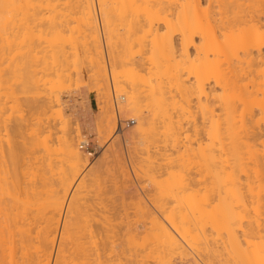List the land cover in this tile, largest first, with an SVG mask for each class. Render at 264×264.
I'll use <instances>...</instances> for the list:
<instances>
[{
	"label": "bare ground",
	"instance_id": "6f19581e",
	"mask_svg": "<svg viewBox=\"0 0 264 264\" xmlns=\"http://www.w3.org/2000/svg\"><path fill=\"white\" fill-rule=\"evenodd\" d=\"M59 7L62 9H65V10H66V8H67V10L69 8V12L70 13L72 12L71 14H73V11H71L70 9L76 8L78 10V11L77 10H75V11L79 13V20H80L79 22L83 26L82 29H83L84 37H85V39L83 38L84 39V47L83 48H85V46H86L85 49L88 51V53H90L89 55L91 56V58H90L89 62L91 63L92 67L94 68L92 78L96 82V85L98 86V88H101V86H103L104 84L106 87L105 82L108 80V78H107L108 75L106 73V67L103 64V62L105 60H103L104 59V56H103L104 52H103V46H102L101 30L99 27L100 21L103 24V27L105 29L104 30L105 32L104 31L103 32L106 34V37H104V38H106L105 42L107 43V46L109 49L108 51L110 54V58L112 59L113 65L115 66L114 68L121 67V69L117 68L118 70L117 69L114 70L115 72L113 71V74L111 73L112 74V76H111L112 81L115 82V84H117V85H115V87L117 86L118 90L126 93L127 102L125 104H126V106H128V110L131 111L137 118V122H138L137 128H138V131L140 132L139 134L145 138L143 140V141H145L144 144L147 143L146 146H149L150 144L148 145V143L157 141V143L159 145L157 143H155V145L157 144L156 146H161L164 144L163 142H165V144H164L165 147H163V148H165L166 152L163 150V148H157L156 147L159 150L160 149L163 150L162 151L163 153L161 151H158V153L156 154V155H160V157H161V154H164L161 157L162 159H164L163 156H166L165 153L167 154V158L165 157L166 160L165 159L164 160L166 162L168 161L166 163L168 165V167L166 168V164L162 165V166H164L167 169V171L169 170V168H172L174 166L175 167L172 169H175V168L178 169L177 167H182L183 170L179 168L183 172V173H181V175H183L185 171L188 172L189 170L184 171V169H185V166L187 165V161L189 159H191L190 161L193 160L191 158L192 156H190V154L193 155V153L196 151V149L194 147L195 143L192 145L193 141H195L196 143H198V148L200 149V150H198L200 158L202 157V160L203 161L205 160V163H206V161L211 162L209 164H210L211 168H212V166L214 168L213 169L214 172L212 170H208L207 168L205 170H208L209 173H214L212 175H210L209 173L208 174H209V177L210 176L212 177V178L211 177L209 178V180L212 179V182L211 181H209V182L212 183V187L214 188L213 191L214 192L216 191V192L212 193L210 191V189L212 190L211 185H210L211 183L210 184L208 183L210 189L208 188V185H206L207 177L205 178L204 176H206L207 171L205 174L203 170H202L203 171L202 173L205 175L203 176V174L200 173V174H202V179L203 178L205 179V180H203V183L201 181L202 180L200 177L201 175H199V177L197 175V177H196V173H192L193 175L195 174V176H194L195 178H197V179L199 178V180L201 181V182H199L200 185L196 184L197 186H199L198 188L195 185V182L193 183V185H195V186L191 185L192 187H190V185H189L190 183H192L191 180H193V181L195 180V179H192L194 177L191 173H189V174L185 173V177H184V175L183 176L180 175V177H178V175L180 173V171L178 170L179 173L177 172L178 175H176L178 177V179L177 178L174 179L175 181H173V184L170 183V186L171 187L173 186L171 188L172 190L171 191L167 190V189L164 190L165 189L164 187H166L165 185L169 184V180L172 178V177L171 178L169 177V176H172L170 173L171 170H169L170 172H168V173H170V174H168V173H166L167 171L163 172V171H165V169L162 171V170L157 169V167H156V170H159L160 172H162V175H163V173H166L165 176L169 177V178H167L168 179V181H167L168 183H167V182H165L166 180H164V178L161 180V178L164 177V176H162L158 180H161L159 182H161V183L163 182L164 184H160L158 182V183H156L155 187L158 188L160 186L161 187L163 186L162 188H164L163 190L166 192H164L161 189V187H160V191H162L164 193H168V195L171 194L170 196L167 195L168 198L169 197L170 198H169V200H168V198H164V199L162 198L165 201H163V200L161 201V199H159L161 202L156 199L155 201L156 202L159 201L160 203L154 202L157 205H154L155 207H154V209H152L149 206H147L146 204L143 206L144 203L140 202L142 199H138V197H137L136 199H138L139 201L137 200L136 203L134 202L133 204L136 205L138 202H140L142 204V206L145 208V210L143 209V207L139 206L140 204H137L138 206L136 205L137 208L135 205L134 206L136 208V211H140L141 210L140 208L143 209V212L145 211L144 212V218L145 219L142 220L143 218L141 219L142 216L140 217V215H139V217H138L139 219H138L137 218L138 212L136 213L137 216L134 212H132L134 214L131 216L129 214H128L129 216L125 215L126 217H124V218H126V219H129L128 217H132L135 215L134 217H132L133 218L132 221H131L132 218H130L129 221H127L129 225L132 224L133 221H134V224H132V225L137 224V223H135L137 221V219H138V221L141 219L140 222H142V224L140 226H135V227L129 226L131 228L128 231L129 236L127 234V236H128L127 240L125 238L126 236L124 233V231L127 232V230L123 229L124 230L123 231L122 228L120 227V225L125 222L124 220H126L123 217H119V219L120 218L124 219L123 220L124 222L122 220H119L117 218L118 216H116V217L113 216L119 220L118 222L114 221V218H112V217H110V219L112 218L113 222H112V220H110L108 218H107V220L105 218V220L103 222V219H102L101 220L102 222H100V223H102L101 226L100 225L96 226L98 223H96V225H95L96 227L94 225H92L95 227V229L94 228L92 229V227L90 225H89L90 227L88 226L89 228H86V229H85V227H81L79 229H78V227L77 228L74 227V225H76L75 221H76V223H79L80 221H77L78 219L76 220V218L72 219L69 216H68L69 219H67L68 217H67L65 212H64L65 214L63 215V218H62V211L64 209L66 198H67V196H68V194H69V192L73 186V183H74L76 177L82 171V169L87 165V160H86V157L84 155L85 152L83 153V151H81L79 149V147L77 146L78 142L76 143V137L79 134H77V136L74 135L71 131V127L69 126V122L66 121L67 118L66 119L63 118L64 112L62 110L63 108H61V102L59 100L60 98H58L55 95L56 97L52 96V97H50V99L46 98V99H49V100H46L43 97L48 102H47V104L45 101H42L40 103L46 104L45 105V107L47 106L46 109L47 110L49 109V112H51L50 116H55V117L59 116V119L61 118L62 121L64 120L63 124L65 123V125L64 126L62 125V127H61V128H63L62 129L63 134H61L62 136L60 137L61 138L60 144H61V151H62V152L61 151L60 152L62 153L61 155L63 157H65L66 161L68 162V166L70 167V170H71L70 172H72V173L71 174L67 173L70 176H67L65 178V176H66L65 175L64 176L65 179L63 177H62L63 180H61L62 178L60 179L62 181V183H61V185H59V186H61V190L60 189L59 190H60V192L62 191V194H60V192H58L57 188L59 186L57 187L55 185V183H54V186L56 188L52 187L50 189L47 187L48 185L45 186L50 190V191L48 190L49 193H47V191L45 189H42L40 186L38 187L39 183L41 184V182L38 183L36 181V183H38V185H37L35 183L36 179L33 180V179L28 178L30 180H33L34 182L29 180L28 184H30V185H27V181H25L26 186L24 187V185H25V184H23L24 180H22V181L19 180L21 178V176H20V173H19L20 178L17 176V174H18L17 169H13L14 167L12 168L13 170L11 168L10 169L7 168L5 166L7 163L4 165L5 168L2 166V170H0V173L2 172V174H0V264H111L112 262H114L112 264H177L179 262H175V260H177L175 255L177 257H179L180 254H181L180 256L185 255L184 257H187V255H190V254H187V255L182 254L184 249H185L184 247L186 245L189 246V244H191V246H189V248L193 247L195 245V244L192 245L194 243V240L197 238H199V240H200V237H199L200 235H201V238H203V242L202 241L201 242L202 243L205 242L206 245L208 244V240H210L212 238L211 236L214 234L213 233L211 235L212 232H215L214 236L216 234L218 235V233H216L217 230L215 231V229H214L215 227L211 226V228H208V229H210V232H207L206 231L207 229L205 230L206 225H209L208 222H210V220H208V219L211 216L207 217L208 215H206V217H205V214H204V216L202 215L201 217L198 216L200 218L203 217V222H206L204 220L206 218H208V219H206L207 223H205V224H202V221H200L201 220L200 218H197V219L198 220L200 219L198 222H201V223H198L197 221L194 222L195 220H197V219H195V217L198 214L202 213V212L200 213L199 211H201L203 209V207L202 208L200 207L201 209L198 208V210H196L197 212L195 211L196 215L194 216L193 213H194L195 207L194 208L191 207L192 205L190 203H192L193 206H195L194 202L196 204L197 200L194 202H193V200L204 196L203 192H205L207 194V195L205 194L206 197L208 195L213 196V195H211V193L214 194L215 197H217L216 193H218V196L223 195L222 189H224L223 193L225 192L226 195H228V194L230 195V192H231L230 188H231L232 184H234L233 186H235V185H237V183L235 184V182H238L235 180L237 179L236 177L238 176V171L240 170L239 167L243 166L245 163V162L243 163V160H242V158H243L242 152H244L243 151L244 147L246 148V146L248 145L247 143L252 144L253 140L250 142V139L254 135V133L255 134L256 133L257 134L258 133L259 134L264 133V128H262V127H264V0H0V36H3L2 39H4V37H5V39L9 38V41H11L10 40V38H11L13 40V42L12 41L9 42L10 45H11V43L14 44L15 43L14 41H16V44L19 43V45L17 44L19 47H21L20 45H22V47L20 49H22L24 46H26L27 49L24 47L26 50H28L26 52H29V51L31 52V51H33V49H36V46L37 47L40 46V45H36V46H34V48L32 47L33 46L32 43L35 42V40L38 39L40 41L41 39L44 40V38H47L46 41H50V40L53 42L57 41L58 48L56 47L55 50L58 49V51L60 53L59 46L61 47L60 44H61L62 40H63L62 42H64L63 37L65 36L64 35L65 31L63 28H61V24L62 23L64 24V22H63L64 19H62V20L60 19L61 20V24H60V21H58L56 18V17H58V14L61 13L60 10H62ZM63 7H65V8H63ZM57 8H59L57 11L60 12V13L57 12L58 14L55 13L56 12L55 9H57ZM47 12H49V13H47ZM67 12H65V14ZM69 12H68V14L65 15L64 11H63V13H61V14L65 15V16H63V15L62 16L65 17V19H66L68 17L67 15H70L68 18L71 17V14H69ZM74 15H75V17H73ZM76 16H77L76 14L72 15L73 20H74V18H76ZM44 18L47 19L46 24L49 23V26L47 25V28L36 27V25L39 26V24L42 21L45 22ZM57 21L59 22V24L57 23ZM69 21H70V19H69ZM69 21L67 19V23H69ZM67 23L65 22L64 25H68ZM44 24L42 23V26ZM43 27H45V26H43ZM64 27H66V26H64ZM71 29L72 28H70V30ZM66 31H67V29H66ZM80 32H81V30H80ZM67 33H68L67 34V36H68L69 32H67ZM82 34H81V36H82ZM71 35H73V34H71ZM76 35H78V34H76ZM65 38H66V36H65ZM71 38H75V37L71 36ZM68 40H69V38H68ZM68 40H67V43H68ZM58 41H60L59 42L60 44L58 43ZM85 41H86V45H85ZM38 42H37V44H39ZM40 42H44V41L41 40ZM70 42H71V40H70ZM81 43H82V41L80 42V44ZM42 44H46V43H42ZM55 44H56V42L54 43V45L51 43V45H53V46H55ZM69 45H71V43H69ZM11 46H13V45H11ZM42 46H44V45H41V50L39 49L40 52H42V49H43ZM72 46L75 48L74 43ZM13 47H15V46H13ZM8 48H10V47H8ZM44 48H45V46H44ZM51 48H49V49L51 50ZM47 49H48V47H47ZM47 49H45V50H47ZM64 49H66V48H64ZM45 50H43L41 57H43ZM50 50H48V51H50ZM35 51H37V50H35ZM35 51L33 53H35ZM73 51H74V49H73ZM83 51L84 50L82 49V52ZM26 52L22 53V54H26ZM30 52H29V54L27 53L28 56L30 55ZM61 52H63V49ZM59 53H57V56H59L58 55ZM31 54H32V52H31ZM73 54H75V53H73ZM84 54H86V53H84ZM27 55H26V57H27ZM34 55L36 56V54H34ZM39 55H41V54H38V57H39ZM51 55H52V51H51ZM89 55H87V56H89ZM18 56H20V55H18ZM21 56H23V55H21ZM63 56H64V54H63ZM63 56H61V58ZM76 56H78V55H76ZM16 58H17V56H16ZM29 58H31V57H29ZM21 60L22 59H20V61ZM31 60L26 59L25 62H23L22 64H24L26 62L28 63V61L32 62ZM16 61H18V64H19V60H16ZM36 61H38V60H36ZM32 63H35V61L33 60ZM34 66L35 65H33V67ZM20 67L24 68L22 65ZM25 68L28 69V66ZM29 68H30V70L32 69L31 65ZM143 69L146 70L145 73H144ZM15 76H16V74H15ZM30 78H31V76H30ZM32 78H33V80H35L33 75H32ZM32 78H31V81H32ZM24 79H26V78H24ZM23 81L26 84V81L22 80V82ZM29 82H30V80H29ZM40 82H41V79H40ZM30 83L34 84L33 87L35 86V81L30 82ZM38 85H36V86H38ZM42 86L43 85L41 84V87ZM41 87L38 86V89H40ZM44 87L47 88L45 85H44ZM44 89H41V90H44ZM37 90H35L36 93L39 92V91L37 92ZM35 91L34 92L32 91L33 92L32 94H35ZM45 92L46 91H44V92L42 91L41 94L42 93L44 94ZM13 93H14V90H13ZM32 94H31V96H32ZM41 94H39L38 96L40 97ZM110 97L111 96L107 92L106 93L105 92L100 93V95H99L100 105L98 107V119H99V124H100V130L101 131H108L109 133H112L116 129V117L114 114V110H112L111 106L109 105V100H110L109 98ZM17 99H18V97H17ZM29 101L30 100L28 99V102ZM35 101H37V100H35ZM35 104H36V102H35ZM18 105L20 106V104H18ZM41 105H44V104H41ZM45 107L43 106V108H45ZM41 108H38V111L41 112V110H39ZM31 110H29V112ZM19 111H20V109H19ZM42 111H44V109ZM40 112H38V114ZM199 112H200V115H198ZM31 113H33V112H30V114ZM36 113H37V111H36ZM41 113H44V112H41ZM40 114H39V117H40ZM158 114H160V115L162 114L164 116L165 122H168V123L164 124V121L163 120H162L163 122L161 121L164 124L163 125L161 123L163 125V127L165 126V129L163 128L164 130L161 127V130L164 131L163 132L164 134L161 133L162 132L161 130H158V131H161L160 133L162 134L161 138L163 139V141L160 139L161 144L158 142V139L160 137V136L158 137V135H160V133L158 132L157 133L158 135L156 134V132L154 133V131L156 130L155 129L156 127L162 126V125H157V124H159L157 122L156 127H154L155 126V120H156L157 116L158 117L160 116ZM257 114H259V115H257ZM29 115H27V116H29ZM45 115H47V114H45ZM153 116H155L156 118ZM256 116H259V117L257 118ZM20 117H21V115H20ZM42 117H44V116H42ZM55 117H53V118H55ZM162 117L160 119H162ZM199 117L200 118L202 117L204 120L207 119L206 121L203 122V123H205V125L202 123V121H203L202 119L199 120ZM48 118H46V119L48 120ZM165 118H167V120ZM18 119H19V117H18ZM25 119H26V117H25ZM157 119L159 120V118H157ZM33 121H35V120H33ZM200 121L202 123V126H201ZM26 122H23V124ZM29 122L33 123L30 120H29ZM49 122L50 121H48V123ZM20 124L21 123H19V126H20ZM261 124H263L262 127H261ZM30 126H28V129ZM33 127H34V125H33ZM35 127H37L36 129H38V130H35L36 132L40 131L39 130L40 127H38V126H35ZM24 128H25V126H24ZM159 128L160 127H158V129ZM17 130H16V132H17ZM19 130H20V127H19ZM41 132L43 133V131H41ZM51 132L52 131H50V133ZM34 133H33V135H34ZM189 133H192V134L190 135ZM201 133L202 134L208 133L207 138H209L208 139L209 144L207 143V145H205L206 148L203 146V148H205V149L209 148V151L206 150V151H208V153H206L205 149L203 150V148H202V143H201L200 139H202L203 137H202V135H200ZM248 133H253V134L249 135ZM17 134L19 136L20 133L18 132ZM247 134L251 137H250V139L248 138V142H245L244 140H246L245 137L247 136ZM263 135H261V136L263 137ZM18 136H16V137L18 138ZM257 136L259 137L260 135H257ZM21 137H23V136H21ZM199 137H202V138H199ZM78 139H79V137H78ZM253 139H254V136H253ZM258 139L255 140V143L258 141ZM13 140H14V138H11L12 142H13ZM34 140H36V138ZM263 140H264V138H263ZM23 142H25V141H23ZM205 142H206V140H205ZM14 144H15V142L13 144H10V146L12 145L9 148V151H10L9 155L11 154L10 158H11V160L13 159L14 162L19 161L18 158H21V161L23 163L24 158L22 160V154L21 153H23V156L25 157V155H24L25 152H23L21 150H23L24 148L22 149L21 145L17 146L18 148H16V144H15V146H14ZM23 144L26 146L25 143H23ZM44 144H42V145H44ZM151 144H154V143H151ZM251 144L248 145L249 149L252 148ZM34 145H35V143H34ZM155 145H150V146H152L151 148L155 149L154 148ZM200 145H201V147H200ZM262 145H263V143H262ZM192 146H193L194 150H193ZM250 146H251V148H250ZM34 147H32V148H34ZM196 147H197V144H196ZM50 148H51V146H50ZM143 148H144V146H143ZM143 148L141 147V150ZM37 149H38V147H37ZM149 149L150 148H148L147 151H146V148L144 149L146 151L145 154L148 156V158H146V159L148 160V162L150 164V166L147 164V167L149 166L151 169H155V167L153 168L152 166H155V163L156 162L158 163L159 160L156 159L157 161L156 160L154 161L153 159L159 158V156L156 157V155L155 154L153 155V153L148 154L149 152H152V150H153L152 149V150L148 151ZM190 149H191V151H190ZM249 149H247V151ZM250 152H251V150H249L248 154L252 155V152L251 153ZM253 152H255V151H253ZM112 153H113L112 156H115L116 158L118 157V155H114L115 154L114 152H112ZM154 153H155V151H154ZM159 153H161V154H159ZM196 153H198V152L196 151L194 154L196 155ZM261 153H260V155H262ZM7 154H6V158H7ZM174 154H176V156ZM188 154H189V156H188ZM152 155H153V157H152ZM262 157H263V155H262ZM151 158H153V159H151ZM161 158H159L160 162H163V160H161ZM245 158H246V161L247 160H249V161L253 160V158H251L252 160L247 159V157H245ZM255 158H256V155H255ZM43 159H44V157H43ZM115 159H113V160L116 162ZM117 159H118L117 163L119 164V162H121L122 160H120L119 158H117ZM263 159L261 158V160L264 163ZM3 160H5V158H3ZM13 160H12V162H13ZM147 160H145L146 163H148ZM153 162H155V163H153ZM193 162H194V164H196L198 161L196 162V159H195V161L193 160ZM199 162L201 163V159ZM257 162H258L257 163L258 168H255V169H257V170L259 169L260 171L258 170L259 172L258 171L257 172L262 173L263 172L262 168L261 169L259 168V166H260L259 160ZM9 163L11 164V162H9ZM102 163L104 164V162H102ZM121 163H120V166L122 167ZM141 163H142V161H141ZM146 163H145V167H143V166L142 167L147 170ZM200 163H197V164H200ZM203 163H202V168H203ZM47 164H49V163L47 162ZM163 164H164V162H163ZM42 165H43V163H42ZM156 165H158V164H156ZM253 165H255V164H253ZM158 166L161 167V164L159 163ZM247 166L248 165L246 163V167ZM102 167H104V166H102ZM149 167H148V169H149ZM193 167H197V166L195 165ZM198 167H199V165H198ZM199 168L202 169L201 165ZM208 168H209V166H208ZM211 168H209V169H211ZM236 168H237V170H236ZM40 169H41V167H40ZM162 169H163V167H162ZM245 169L243 166L241 168V170L239 171V174L245 173V172H242V170H245ZM33 171H34V169H33ZM174 171L172 172V174L174 173ZM252 171L253 170L251 168L250 172H252ZM22 172H24V171H22ZM153 172H155V171L153 170ZM147 173L154 174V173H152V171L148 172V170H147L146 174ZM21 174H23V173H21ZM124 174H126V172H124L122 175H124ZM151 174H149V175H151ZM157 174H158V172H157ZM175 174H176V172H175ZM249 174H247V176ZM34 175H36V174H34ZM43 175L45 177V174H43ZM186 175H188L192 178H190V177L188 178ZM262 175H264V172H263V174H261V176ZM151 176H149V177H151ZM153 176H154L153 179H155V177H156L155 174ZM158 176L159 175H157V177ZM250 176H252V175H250ZM254 176H255V174H254ZM213 177L215 180L213 179ZM238 177L240 178V176H238ZM245 177H246V173H245V176H243L244 180H245ZM261 178L263 180L264 177H261ZM158 180H156L155 182H157ZM171 180H173V178ZM244 180H243V182L246 183V186H247L249 184L247 181H249V180H247V181H244ZM20 181L22 183H20ZM240 182H242V181H240ZM122 183H123V181H122ZM122 183H121V185H122ZM204 183H205V186H204ZM214 183L216 185H214ZM22 184H23V186H22ZM43 184H41V186ZM125 184L126 183L124 180V186H126ZM159 184H160V186H157ZM253 184H255V182ZM50 185H51V183H50ZM229 185H230V187H229ZM51 186H53V185H51ZM124 186H121V187H123V189H125ZM202 186H204L205 189L208 188V190L211 193L209 191H207V189L206 190L203 189L204 187H202ZM215 186H217V187L215 188ZM239 186H241V188H242V185L239 184ZM129 187H130V185H129ZM187 187H190L192 189H190V188L187 189ZM194 187H196L197 189ZM200 187H202L203 190ZM253 187H254V185H253ZM262 187H264V186L262 185L261 189H262ZM166 188H168V187H166ZM193 188L195 190H193ZM246 188L248 189V187H246ZM131 189L133 191V188H131ZM198 189L200 190L199 192L197 191ZM250 189H251V187L249 188V191H250ZM156 190L158 191V189H156ZM128 191H129V189H128ZM128 191H126V192H128ZM235 191L236 190L234 189V192ZM126 192L123 191V193H126ZM135 192H137V191H135ZM200 192H202L203 195ZM208 192H209V194H208ZM247 192H246V194H247ZM199 193L201 194V196L199 195ZM237 193H239V192H236L234 194H237ZM251 193L253 195L252 190H251ZM45 194L47 196H45ZM156 194H158V193H156ZM246 194H245V196H247ZM129 195H131L130 192H129ZM123 196H124V194H123ZM133 196H134V194H133ZM133 196H132V198H133ZM136 196H137V194H136ZM209 196H208V198H211ZM231 196H232V194H231ZM206 197H205V200L207 199ZM220 197L221 196H219V199H220ZM226 197L227 196H225V198ZM125 198H126V196H124V199ZM202 198L204 199V197H202ZM202 198L198 200V202H201L200 204H203ZM228 198L229 197H227L225 201H227ZM166 199H167V201H166ZM232 199H234L233 196H232ZM135 200L133 199V201H135ZM208 200H209V203L211 202L210 199H207L206 204L211 205V203L210 204L208 203ZM143 201H144V199H143ZM68 202L66 204V210L67 211L70 208L72 209L74 206L73 202H69V203ZM234 202H235V199H234ZM168 203L169 204L171 203V205H169ZM219 203L215 204V206H217L218 204H219L218 206H221L222 203L221 202H219ZM172 204L174 206H172ZM206 204H204V206ZM223 204H225V203H223ZM199 205L198 206L196 205V208L199 207ZM134 206L131 208L134 209ZM200 206H203V205H200ZM218 206H217V208H218ZM224 206H221V210L223 207L222 211L225 213V212H227V210ZM240 206H241V203H240ZM206 207H208V206H206ZM236 207L233 206V208H236ZM215 209H216V207L210 208L209 210L210 211L212 210V211L211 212L209 211V213L211 214L213 212L212 215H216L215 211L218 212V209L217 210H215ZM224 210H226V211H224ZM134 211H135V209H134ZM190 211L193 213H191V214L188 213ZM206 211H207V209L204 212L208 213ZM235 211H237V210H235ZM229 213H231V212H229ZM229 213H225L224 214L225 217H227V216L230 217V215L232 213L231 214H229ZM218 214L216 216H218ZM233 214L235 215V213H233ZM189 215L190 216L192 215V219H191V217H189ZM224 215L221 218H224ZM216 216H213V219H215L217 221V223H215V220H214V222H210V225L215 223V225L221 226L218 223L219 219H220L219 222L221 223V218L218 217V219H217ZM105 217H108V216H105ZM89 218L90 217H88V220H89ZM189 219H190V221L192 220L193 223L190 222ZM69 220L72 222H70ZM95 220H97V219H95ZM224 220H225V218H224ZM224 220H223V222L226 223V221H224ZM87 221H86V223H87ZM107 221L109 222L108 225H110V223L112 222V224L115 226V228L117 226V228L119 227L121 229L118 231L119 228L118 229L116 228L117 231L115 230L117 233L120 232V235H119V233L117 234L115 231L112 232V230H114L115 228L113 229L112 228L113 226L106 225L108 223ZM120 221H122L121 224L119 223ZM231 221H235V220L232 219ZM73 222H74V225H73ZM90 222H91V219H90ZM93 222H95V221H93ZM105 222H107V223L103 224ZM116 222L120 225L118 226V224L117 225L114 224ZM127 222H125V223L127 224ZM190 223L193 224L195 227L190 228V226H191V225H189ZM229 223H232V222H229ZM233 223L235 224V222H233ZM88 224H91V223H88ZM126 224H124V226H122V227H126L125 226ZM128 224H127V226H128ZM200 224L205 225V227H202V225H200ZM70 225L73 227H71ZM102 225H104V226L102 227ZM105 225H106V227H105ZM197 225H200V227ZM235 225L237 226V224H235ZM235 225H231V226H235ZM86 226H87V224H86ZM225 226H226V224H225ZM243 226H245V225H243ZM98 227L99 228L101 227V228L99 229ZM102 228H103V230H104V228H106V229L108 228V230L105 229L106 231H108V233L102 231L101 230ZM192 228L193 229H195V228L196 229L197 228L202 229L203 228L202 229L203 231H201V229H199L201 232H196L198 229L197 230L195 229L196 231L193 234ZM222 228L224 229L225 227H222ZM234 228H236V227H234ZM240 228H241V226H240ZM242 229H244V228H242ZM109 230H110V232H109ZM230 230H231V228H230ZM121 231L124 235L123 236L124 238L120 237L122 235ZM205 231L207 233H209L210 235L208 234L209 235L208 236L205 233ZM202 232H204L205 235ZM222 232H220V236L222 235ZM224 232H226V231H224ZM104 233H106V234H104ZM109 233L110 234L112 233L111 235H109L110 237L112 236L111 239H107L109 237L107 234H109ZM113 233L114 234L116 233V235L114 236ZM197 233L199 234V236ZM227 233L230 234L228 231H227ZM195 234H196L197 238L194 237ZM231 234H233V230L231 231ZM247 234H248V232H247ZM105 235H106V237H105ZM203 235L204 236L207 235L208 240L205 241L206 237H203ZM214 236H213L214 239L218 238L217 236H215V237ZM234 236H235V234L232 237L229 236L230 239L227 238L229 240V242L232 243V247H233V245L236 247V243L230 241L232 239L237 240V238H234ZM237 236L239 238L238 233H237ZM192 237H194L195 239L193 238L194 239L193 240ZM209 237H210V239H209ZM241 237H243V236H241ZM212 239L210 242L211 244L209 243V245L214 246V248H215V245H212V243L216 239L215 240L214 239L212 240ZM244 239H245V237L241 240L244 241ZM197 240L195 241L196 245L198 243ZM124 241H126V242H124ZM237 241H238L237 242V244H238L237 248L238 247L241 248V250L239 248H238L239 251L237 250L239 253L240 251H242L243 248L241 246H239L240 241L239 240H237ZM248 241H249V239H248ZM217 242H219V240ZM221 242H222L221 243L222 245H220V242L218 244L223 247V245L225 243L223 241H221ZM225 242H226V239H225ZM229 242L226 245L227 247L230 246ZM246 242H247V238L245 240V243ZM214 243L217 244L216 241ZM203 245L204 246H202V245L200 246V243H199L197 246L198 247L200 246L199 247L200 249H201V247H204L203 249H201L202 251L204 250V252H203L204 254H202V252L200 250H198V252L200 251V253L204 257L202 255H200V256H202L204 259L198 260V259H196L198 255H196V256L194 255L196 257L195 258L191 254L194 258L191 255H190L189 259L185 260V258L184 259L182 258L183 260L186 261L185 262L186 264L187 263L190 264V262L191 263L193 262L192 264H203L204 262H202V261H204L205 258H207V260L209 259V261H211V260L213 261L214 258H216V259L218 258V257H215L216 255L218 256V254H217L216 249H214V248L213 249L215 250L216 254L214 252L212 256L209 254V257H208L207 252H210L212 254V252L210 251L211 249L208 248L210 246L209 245L206 246L205 244H203ZM135 246L140 247V249H139L140 251L136 250L138 248H135ZM205 246L210 250H208ZM216 246H218V245H216ZM224 247H225V245H224ZM252 247H255L254 244ZM194 248H191V249L194 251ZM249 248H251V247L249 246L247 249H249ZM191 249H189V250H191ZM213 249H212V251H213ZM225 249H227V248H225ZM233 249H230V251H232ZM247 249L244 248L242 251V252L245 251V253H247V254H245V253L241 254V252L239 253L240 257L238 260H240V262L237 261V263L242 262L241 264H243V261L245 260L244 264H246V262H247L246 257H248L250 255V253H249V251H247ZM234 250H236V248ZM262 250L263 249H261V251ZM223 251L220 250V252H223ZM205 252L207 255L205 254ZM257 252H260V251H257ZM262 252L264 254V251H262ZM189 253H192V252H189ZM193 254H196V253H193ZM220 254L221 253H219V257H221ZM223 254H224V252L221 255L223 256ZM236 254L237 253L234 254V252H233L230 255L234 256ZM230 255H228V256H230ZM239 255H236V257ZM210 256L214 257V258H211ZM261 256H263V255H261ZM223 257H221V259H224V260L230 259V258L228 259V258H223ZM236 257H235V259H236ZM199 258H201V257H199ZM210 258H211V260H210ZM252 258H254L253 255H252ZM179 259H181V258H179ZM190 259L192 261L188 262V260H190ZM193 259H195V260H193ZM207 260H206V262L209 263V261H207ZM254 260H256V259H254ZM178 261H182V260H178ZM212 261L210 264L213 263ZM182 262L184 263V261H182ZM231 262L233 264V261H231ZM255 262H257V261H254V263ZM181 263H179V264H181ZM216 263H214V264H216ZM226 263H228V261H226ZM218 264H219V262H218ZM247 264H249V263H247Z\"/></svg>",
	"mask_w": 264,
	"mask_h": 264
},
{
	"label": "rangeland",
	"instance_id": "374dc122",
	"mask_svg": "<svg viewBox=\"0 0 264 264\" xmlns=\"http://www.w3.org/2000/svg\"><path fill=\"white\" fill-rule=\"evenodd\" d=\"M60 8V7H59ZM59 8H57V9H55V13H57V12H59V11H57ZM63 8H65V7H63ZM60 9H62V8H60ZM63 11H64V14H65V12H69V8H68V10H67V8H66V10L65 9H62ZM62 10H60V12L61 13H63V11ZM71 11H73V14H76L77 16H76V18L78 19H76V18H74V20H73V18H72V15L73 14H71L70 12H69V14H71V17L70 18H68L70 15H67L66 17V19H65V17H63V16H65L66 14H68V12L65 14V15H63V14H61L60 12V14H58V17H56L57 18V20L58 21H60V24H61V20L62 19H64V24H65V22L67 23V19H68V21H69V19H70V21H69V23H67L68 25H64L63 23L61 24V28H63L64 29V35L66 36V38H65V36L63 37V39H64V42H62L61 41V44L59 43L60 41H58V43L61 45V47L59 46V48H60V53H59V51H58V49L57 50H55L56 49V47L58 48V44H57V41H55L56 42V44H55V46H53L54 45V43L55 42H53V41H51L50 39V41H46V39L47 38H44V40L43 39H41L42 41H44V42H40L38 39L37 40H35V42H33L32 43V47L34 48V46H36V45H40V46H36V49H33V51H31L32 52V54H31V52H30V55L28 56L27 55V53L29 54V52H26V51H28V50H26L27 48H26V46H24L22 49H20L21 47H22V45H20L21 47H19L18 45H19V43H17L16 44V41H14L15 43L14 44H12L11 43V45H13V46H15V47H13V46H11L10 45V43L9 42H13V40L10 38V40L11 41H9V38L6 40L5 39V37H4V39H2L3 38V36H0V170H2V166L4 167V165L7 167V168H13V169H17L18 171H17V176L20 178V176H21V178L19 179V180H24L23 181V184H25L24 185V187L26 186V182L25 181H27V185H30V184H28V181L30 180V179H33V180H35V183H36V181L39 183V182H41V184H43L42 186H41V184L39 183V185H38V183H36L37 185H38V187L40 186L42 189H45L46 191H47V193H49L48 192V188H54L55 186H54V183H55V185L58 187L59 185H61V183H62V181L61 180H63V178H64V176H65V178L67 177V176H70V175H68L67 173H69V174H71L72 172H70L71 170H70V167L68 166V162L66 161V159H65V157H63L61 154V144H60V140H61V134H63V131H62V129L63 128H61L62 127V125L64 126L65 125V123L63 124V121H62V119L60 118L59 119V116H50L51 115V112H49V109L47 110L46 109V107H45V105L47 104V102L48 101H46V100H49L50 99V97H52V96H57L58 98H60L59 100H60V102H61V108H63L62 110H63V112H64V116H63V118L64 119H66V121H68L69 122V126L71 127V131H72V133L74 134V135H76L77 136V134H79L77 137H76V143H77V146L79 147V144H80V142L83 140V139H88V140H90L94 145H97V147H98V149H97V153L94 155V156H89L87 153H86V151H84L83 149H81L80 147H79V149L81 150V151H83V153H84V155H85V157H86V160H87V165L82 169V171L80 172V174L76 177V179H75V181H74V183H73V186H72V188H71V190H70V192H69V194H68V196H67V198H66V201H65V206H64V209H63V211H62V218H63V215L66 213V215H67V217L69 216V217H71L72 219L73 218H76V220L77 221H80L79 223H76V221H75V224L76 225H74V222H73V225H74V227H78V229L79 228H81V227H85V229L86 228H89L90 226L92 227V229L94 228L95 229V227L96 226H98V225H100L101 226V224L102 223H100V222H102L101 220L103 219V222H104V220H105V218H106V220H107V218L108 219H110V217H112V218H114V221H119V220H124V219H126V218H124V217H126L125 215H133L134 213L136 214L137 212V214H138V216H137V214H136V216H137V218L139 217V215H140V217H141V219L142 220H144L145 218H144V212H143V209L145 210V208L143 207L145 204L147 205V206H149L150 208H152V209H154V205H157L156 203L157 202H159L160 200L159 199H161V201L164 199V198H168V196H170L171 194H169L168 195V193H164V192H166V191H164V190H172L171 188L173 187H171L170 186V183H172L173 184V181H175L174 179H178V177H180V175H181V173H183L182 172V167H177L178 169H172V168H174V167H172V168H169V170H171V172L168 170L167 171V167H168V165L166 164L167 162L165 161L166 160V158H167V154L165 153L166 151H165V148H163V147H165V142H163L162 144L163 145H161V146H156L158 143H157V141L156 142H151V143H154V144H151V143H148V145L150 144V145H155V143H157L156 145H155V149H153V148H151L152 146H146V144H144L145 143V141H143L145 138L144 137H142L139 133V131H138V128H137V125H138V122H137V118H136V116L131 112V111H129L128 110V106H126V102H127V96H126V93L125 92H123V91H120V90H118V87L116 86L115 87V85H117V84H115V82H113L112 81V74H113V71L114 70H116L117 68L118 69H121V67H117V68H114L115 66L113 65V62H112V59L110 58V54H109V49H108V46H107V43L105 42V40H106V38H104V37H106V34L104 33L105 31V29H104V27H103V24L101 23V21H100V24H99V27H100V30H101V38H102V46H103V52H104V54H103V56H104V59L103 60H105L104 62H103V64H104V66L106 67V73H107V75H108V82L106 81L105 83H106V87H105V84L103 85V86H101V88H98V86L96 85V82L94 81V79L92 78V74H93V72H94V68L92 67V65H91V63L89 62L90 61V58H91V56L89 55L90 53H88V51L85 49L86 48V46H85V48H83L84 47V39H85V37H84V32H83V26H82V24L79 22L80 20H79V13L78 12H76L75 10H77L76 8L75 9H70ZM75 11V12H74ZM78 11V10H77ZM47 13H49V12H47ZM78 13V14H77ZM60 15V16H59ZM63 15V16H62ZM62 16V17H61ZM73 17H75V15L73 16ZM55 18V19H56ZM61 19V20H60ZM44 21L45 22H41L40 24H39V26L38 25H36V27H38V28H40V27H42V28H47V25L49 26V23L48 24H46L47 23V19H45L44 18ZM50 21V20H49ZM56 21V20H55ZM57 21V23L59 24V22ZM72 21V22H71ZM42 23L44 24L43 26H45V27H43L42 26ZM80 23V24H79ZM102 24V25H101ZM64 26H66V27H64ZM82 26V27H81ZM72 28L71 30H70V28ZM67 29V31H66V29ZM80 30H81V32H80ZM104 31V32H103ZM67 32H69V35L67 36ZM82 34V36H81V34ZM71 34H73V35H71ZM76 34H78V35H76ZM75 35V36H74ZM71 36H73V37H75V38H71ZM69 38V40H68V38ZM77 38V39H76ZM84 38V39H83ZM177 38V37H176ZM79 39V40H78ZM67 40H68V43H67ZM70 40H71V42H70ZM39 41V42H38ZM82 41V43L80 44V42ZM7 42V43H6ZM37 42L39 43V44H37ZM53 44V45H51V43ZM9 43V44H8ZM42 43H46V44H42ZM49 43V44H48ZM67 43V44H66ZM69 43H71V45H69ZM73 43H74V46H75V48L72 46L73 45ZM48 44V45H47ZM9 45V46H8ZM17 45V46H16ZM41 45H44L45 46V48H44V46H42V52H40V50H41ZM51 45V46H50ZM82 45V46H81ZM85 45H86V41H85ZM69 46V47H68ZM72 46V47H71ZM106 46V47H105ZM8 47H10V48H8ZM13 47V48H12ZM47 47H48V49H47ZM52 47V48H51ZM54 47V48H53ZM18 48V49H17ZM38 48V49H37ZM49 48H51V50L49 49ZM64 48H66V49H64ZM69 50H68V49ZM40 49V50H39ZM45 49H47V50H45ZM62 49H63V52H61L62 51ZM72 49V50H71ZM73 49H74V51H73ZM82 49L84 50L83 52L84 53H86V54H84L83 52H82ZM12 50V51H11ZM19 50V51H18ZM23 52H22V51ZM35 50H37V51H35ZM43 50H45L44 51V54H43V57H41L42 56V53H43ZM48 50H50V51H48ZM87 52H86V51ZM15 51V52H14ZM21 51V52H20ZM35 51V53H33ZM51 51H52V55H51ZM68 53H67V52ZM71 51V52H70ZM10 52V53H9ZM19 52V53H18ZM26 52V54H22V53H25ZM75 53V54H73V53ZM56 53V54H55ZM57 53H59L58 55L59 56H57ZM67 53V54H66ZM20 55V56H18V55ZM34 54H36V56L34 55ZM38 54H41V55H39V57H38ZM63 54H64V56H63ZM66 54V55H65ZM21 55H25L24 57L23 56H21ZM26 55H27V57L29 58V57H31V58H27L26 57ZM76 55H78V56H76ZM87 55H89V56H87ZM16 56H17V58H16ZM61 56H63L62 58H61ZM15 57V58H14ZM36 57V58H35ZM25 58V59H24ZM56 58V59H55ZM89 58V59H88ZM20 59H22L21 61H20ZM24 59V60H23ZM31 60L32 62H33V60L35 61V63H32V62H30V61H28V63L26 62V63H24V64H22L23 62H25V60ZM58 59V60H57ZM16 60H19V64H18V61H16ZM36 60H38V61H36ZM16 61V62H15ZM15 62V63H14ZM37 62V63H36ZM14 63V64H13ZM35 65L34 67H33V65ZM25 68V67H27L28 66V69L27 68H22V67H20L21 65ZM31 65V67H32V69L30 70V65ZM26 65V66H25ZM18 68H17V67ZM17 68V69H16ZM27 69V70H26ZM113 69V70H112ZM117 69V70H118ZM143 71H144V73L146 72V70L145 69H143ZM115 72V71H114ZM112 73V74H111ZM15 74H16V76H15ZM32 75L34 76V78H35V80H33V78H32ZM29 76V77H28ZM30 76H31V78H32V81H31V78H30ZM28 77V78H27ZM39 77V78H38ZM24 78H26V79H24ZM30 80V82H34L35 81V88L33 87V85L34 84H32V83H30L29 82V80ZM39 79V80H38ZM40 79H41V82H40ZM22 80H25L26 81V84H25V82L23 81L22 82ZM37 81V82H36ZM40 83V84H39ZM108 83V84H107ZM114 83V84H113ZM39 84V85H38ZM41 84L43 85L42 87H41ZM25 85V86H24ZM31 85V86H30ZM36 85H38L39 87H41L40 89H38V86H36ZM44 85L47 87V88H45L44 87ZM114 85V86H113ZM34 90H33V89ZM45 88V89H44ZM116 88V89H115ZM38 89V90H37ZM41 89H44V90H41ZM47 89V90H46ZM113 89L115 90V93H116V95H123L124 96V100H119V103H118V112L119 113H117V108H116V106H115V104H114V101H113ZM13 90H14V93H13ZM35 90H37V92L39 93V94H41V92L43 91H46L44 94L42 93L41 95H40V97L38 96L39 94L38 93H36V91ZM12 91V92H11ZM35 91V94H32L33 92ZM41 91V92H40ZM48 91V92H47ZM16 92V93H15ZM53 92V93H52ZM109 93V95L111 96L109 99V105L111 106V109L112 110H114V114H115V117H116V129L112 132V133H109L108 131H101L100 130V124H99V119H98V107H99V105H100V102H99V95H100V93ZM11 93V94H10ZM47 93V94H46ZM52 93V94H51ZM31 94H32V96H31ZM37 94V95H36ZM46 94V95H45ZM12 95V96H11ZM35 95V96H34ZM43 95V96H42ZM51 95V96H50ZM59 95V96H58ZM14 96V97H13ZM34 96V97H33ZM55 96V97H56ZM126 96V97H125ZM17 97H18V99H17ZM46 99V98H49V99H44V98ZM38 98V99H37ZM54 98V97H53ZM12 99V100H11ZM28 99L30 100L29 102H28ZM34 99V100H33ZM40 99V100H39ZM35 100H37V101H35ZM42 101H45L46 102V104L45 103H40V102H42ZM35 102H36V104H35ZM63 102V103H62ZM27 103V104H26ZM38 103V104H37ZM18 104H20V106L18 105ZM29 104V105H28ZM33 104V105H32ZM41 104H44V105H41ZM22 105V106H21ZM39 106V107H38ZM43 106L45 107V108H43ZM42 107V108H41ZM38 108H41V109H39V110H41V112H44V113H41L40 111H38ZM19 109H20V111H19ZM22 109V110H21ZM32 109V110H31ZM44 109V111H42ZM29 110H31L30 112H33V113H31L30 114V112H29ZM46 110V111H45ZM36 111H37V113H36ZM23 112V113H22ZM35 112V113H34ZM38 112H40L39 114H40V117H39V114H38ZM47 112V113H46ZM26 116H25V115ZM30 114V115H29ZM37 114V115H36ZM45 114H47V115H45ZM19 115V116H18ZM20 115H21V117H20ZM27 115H29V116H27ZM33 115V116H32ZM118 115L121 117V119L122 120H124V122H123V129L122 130H120V129H118ZM158 115H160V114H158ZM162 115V114H161ZM157 116V118H159V120L155 117V116H153V117H155L156 118V120H155V126L154 127H156V124H157V122L159 123V124H157V125H162L163 123V121H164V124L165 123H168V122H165V120H164V116L162 117V116ZM198 115H200V112H199V114ZM257 115H259V114H257ZM32 116V117H31ZM42 116H44V117H42ZM49 118H48V117ZM202 116V115H201ZM18 117H19V119H18ZM25 117H26V119H25ZM53 117H55V118H53ZM162 117V119H160ZM257 118L259 117V116H256ZM46 118H48V120L46 119ZM51 118V119H50ZM154 118V119H155ZM25 119V120H24ZM129 119H135L136 120V122L134 123V124H131V125H126V120H129ZM166 120H167V118H165ZM200 119H202L201 121H202V123L204 122V121H206V120H204L202 117L200 118L199 117V120ZM256 119V118H255ZM22 120V121H21ZM29 120L31 121V122H33V123H30L29 122ZM33 120H35V121H33ZM42 120V121H41ZM47 120V121H46ZM153 120V119H152ZM163 120V121H162ZM21 121V122H20ZM27 121V122H26ZM48 121H50L49 123H48ZM59 121V122H58ZM65 121V122H66ZM162 121V122H161ZM201 121H200V123H201ZM23 122H26V123H24L23 124ZM19 123H21L20 124V126H19ZM30 123V124H29ZM36 123V124H35ZM38 123V124H37ZM43 123V124H42ZM162 123V124H161ZM202 123H201V126H202ZM18 124V125H17ZM23 124V125H22ZM45 124V125H44ZM47 124V125H46ZM163 124V125H164ZM204 125H205V123H203ZM17 125V126H16ZM31 125V126H30ZM33 125H34V127H33ZM61 125V126H60ZM163 125L162 126H158V127H160L159 129H158V127H156L155 129L157 130H155L154 131V133L156 132V134L159 132H161V133H163L164 131V129H165V126L163 127ZM24 126H25V128H24ZM28 126H30L29 127V129H28ZM35 126H38V127H40V131H35V130H38V129H36L37 127H35ZM263 126V124H261V127ZM19 127H20V130H19ZM48 127V128H47ZM161 127H162V129L163 130H161ZM204 127V126H203ZM14 128V129H13ZM262 128H264V127H262ZM19 131H18V130ZM24 129V130H23ZM33 129V130H32ZM13 130V131H12ZM16 130H17V132H16ZM23 130V131H22ZM31 130V131H30ZM158 130H161V131H158ZM12 131V132H11ZM41 131H43V133L41 132ZM46 131V132H45ZM50 131H52L51 133H50ZM62 131V132H61ZM7 132V133H6ZM11 132V133H10ZM20 133L19 134V136H18V134L17 133ZM35 132V133H34ZM15 133V134H14ZM22 133V134H21ZM33 133H34V135H33ZM160 133V135H158V137H159V139H158V142L161 144V141H160V139L163 141V139L161 138L162 136V134ZM36 134V135H35ZM164 134V133H163ZM190 135L192 134V133H189ZM194 134V133H193ZM196 134V133H195ZM198 134V133H197ZM249 135H252L253 133H248ZM247 134V136L245 137V139L247 140H244L245 142H248V138L250 139V137L251 136H249ZM264 134V133H263ZM262 133L261 134H255L254 133V139H253V136L251 137V139H250V142L252 141V144L251 143H247L248 145H250L251 144V146H252V148H251V146H250V148L251 149H249V147H248V145L246 146V148L247 149H249V150H251V152H252V155L251 154H248L249 153V150L247 151V149L244 147V149H243V151L244 152H242L243 153V155H242V160H243V163H244V169L245 170H242V172H245L246 173V177H245V180L243 179V176H245V173H241V174H239V171L241 170V168L243 167V166H240L239 167V171H238V176H240V178L237 176L236 178V180L235 181H238V182H235V184L237 183V185H235V186H233L234 184H232V186L234 187H232L231 186V188H230V190H231V192H230V195L228 194V195H226L225 194V192L223 193V190L224 189H222V194L223 195H219V196H221L220 197V199H219V196H218V193H216V196L218 197H215V195L214 194H212L214 191H213V187H212V179H210L209 180V178L211 177H209V174L210 175H212V174H214V173H209V171L208 170H212L213 172H214V168H213V166H212V168H211V166H210V164L209 163H211V162H207L206 161V163L208 164H206L205 163V160L203 161L202 160V157L200 158V156H199V151L198 150H200L199 148H198V143H196L195 141H193V143H192V145L194 144L195 146V149H196V151L198 152V153H196V155L193 153V155L192 154H190V156H192L191 158L195 161V159H196V162L197 163H200L199 161H200V159H201V163L200 164H194V162H193V160L192 161H190L191 159H189L188 161H187V165L185 166V169H184V171L185 170H189L188 172L187 171H185L184 172V177H185V173H196V177H197V175H198V177H199V175H201L200 177H201V179H202V172L204 171V173L206 174V171H207V174H206V176H204L205 174H203V176L206 178L207 177V181H206V185H208V188L210 189V187H209V184L211 185V188H212V190L210 189V191L212 192H210L209 190H208V188H206L207 189V191H209L210 193H211V195H213V196H209V197H213L212 199L211 198H208V196L206 197V193L205 192H203L204 193V196H202V197H204V199L202 198V197H200L201 196V194L203 195V193L202 192H200L199 193V197L200 198H197V199H195V200H193V202L194 201H196L197 200V202H196V204H195V202H194V205L195 206H193V204L192 203H190L192 206L191 207H195V210H194V213L193 212H188V213H193L194 214V216L196 215V210H198V208H202L203 207V209L201 210V211H199L201 214H198L196 217H195V219H197V218H200L202 215L204 216V214H205V217H206V215H208L207 217H209V216H211L209 219L208 218H206V219H208V220H210V222H214V220L215 219H213V216H216L218 213V216H216L217 217V219H218V217H223V215L225 214V213H229V212H231V213H229V214H231L230 215V217H228L227 215V217H225V215H224V218H225V220H224V218H221V223L219 222L220 221V219H219V221H218V223H219V225H221V226H218V225H215V223H217V221L215 220V223H213L212 225H210V222H208L209 223V225H206V227H205V225H202V224H205V223H207V220L205 219L204 221H206V222H203V217L202 218H200L199 220L200 221H202V224H200V225H202V227H205V230L207 231V232H210V229H208V228H211V226L212 227H215L214 229H215V231H216V233H218V235L216 234L215 236H217L218 238H213V236H214V234H215V232H212L211 233V237L216 241V243L217 244H215L214 242V244L212 243V245H215V248H214V246H210L209 245V243L211 242V239H210V237H209V239L210 240H208V236L210 235L209 233H207L206 231H205V233L208 235H206V236H204L205 235V233L204 232H202V233H204V235H203V237H206L205 238V241L206 240H208V244L207 245H209L210 247H208V248H210V249H208L206 246V243L204 242V243H202L203 242V238H201V235L199 236V234H198V236L200 237V240H199V238H197V236H196V234H195V236L194 237H196L197 239H195L194 237H192V239L194 240V243L192 244V245H194L193 247H190L189 248V246H191V244H189V246L188 245H186L184 248V251H183V253L182 254H192L193 256L195 255H198L197 256V258L196 259H198V260H203L204 258V256L202 255V254H204L203 252H204V250L202 251L201 249H203L204 247H201V249L199 248L201 245L202 246H204L203 244H205L206 246V248L208 249V250H210L211 252H212V254L210 253V252H207L208 253V255L206 254V252H205V254L209 257V254L212 256L213 255V253L215 252V250L214 249H216V251H217V254H218V256L216 255L215 257H218L217 259L219 260H217L216 258H214V257H211V258H214V260L212 261L211 260V258H210V260L213 262L212 264H214V263H216V264H218V262H219V264H232V262L231 261H233V264L235 263V264H241V263H237V261H239L240 262V260H238L239 259V257H240V255H239V253L241 252V254L242 253H245V251L244 252H242L243 251V249L245 248V249H247L249 246L251 247V248H249V249H247V251H249V253H250V257L248 256V257H246V260H247V262H246V264L247 263H249V264H264V254H263V252L262 251H264V187H262V189H261V186L263 185L264 186V178H263V180H262V178L261 177H264V175H262L261 176V174H263V172H264V163H263V161L261 160V158L263 159L264 158V140H263V138H264V135H263ZM18 136V138L16 137V136ZM84 135V136H83ZM199 135V134H198ZM200 135H202V137H199V138H202V139H200L201 140V143H202V148H203V146L206 148V146L205 145H207V143L209 144V138H207V136H208V133L206 134V133H204V134H200ZM257 135H263V137L261 138L260 136L258 137H256ZM21 136H23V137H21ZM81 136V137H80ZM156 136V135H155ZM164 136V135H163ZM193 136V135H192ZM205 136V137H204ZM21 137V138H20ZM36 138V140H34L35 138ZM78 137H79V139H78ZM157 137V136H156ZM11 138H14V140H13V142L11 141ZM17 138V139H16ZM38 138V139H37ZM60 138V139H59ZM81 138V139H80ZM259 138V139H258ZM262 140H261V139ZM10 139V140H9ZM24 139V140H23ZM258 139V141L255 143V140H257ZM8 140V141H7ZM16 140V141H15ZM21 140V141H20ZM205 140H206V142H205ZM260 140V141H259ZM23 141H25V142H23ZM35 141V142H34ZM43 143H42V142ZM47 141V142H46ZM155 141V140H154ZM262 141V142H261ZM15 142V144H16V148H18L17 146H20L21 145V148L23 149V150H21V151H23V152H25L24 153V155H25V157L23 156V153H21L22 154V160H23V158H24V160H23V163H22V161H21V158H18V160L19 161H15L14 162V160H13V162H12V160H11V158H10V155H9V148L12 146H10V144H13ZM205 142V143H204ZM259 142V143H258ZM8 143V144H7ZM21 143V144H20ZM23 143H25L26 144V146L23 144ZM34 143H35V145H34ZM45 143V144H44ZM261 143V144H260ZM262 143H263V145H262ZM15 144H14V146H15ZM19 144V145H18ZM24 146H23V145ZM37 144V145H36ZM41 144V145H40ZM42 144H44V145H42ZM196 144H197V147H196ZM256 144V145H255ZM8 145V146H7ZM159 145V144H158ZM23 146V147H22ZM35 146V147H34ZM50 146H51V148L53 149H51L50 148ZM143 146H144V148H143ZM32 147H34V148H32ZM37 147H38V149H37ZM141 147L143 148L142 150H141ZM163 148V150L165 151L164 153H165V155L166 156H163V158L165 159H162L161 157H162V155H164V154H161V153H159V154H161V157H160V155H156L157 153H158V151H163V150H159V149H157V148ZM200 147H201V145H200ZM20 148V147H19ZM49 148V149H48ZM146 148V151H147V149L148 148H150L148 151H150V150H152V152H149L148 154H151V153H153V155L155 154L156 155V157L157 156H159V158H161V160H163V162H164V164H163V162H160V159L159 158H155V159H153V158H151V159H153L154 161L157 159V160H159L158 161V163L156 162H153V163H155V166H152L153 168L155 167V169H151L149 166H150V164H149V162H148V160L146 159V158H148V156L145 154L146 153V151L144 150ZM192 148H193V146H192ZM205 148H203V150L205 149ZM257 150H256V149ZM259 148V149H258ZM263 151H262V150ZM36 150V151H35ZM157 150V151H156ZM193 150H194V148H193ZM206 150H208L209 151V148H207V149H205V152L206 153H208V151H206ZM255 151V152H253V151ZM259 150V151H258ZM18 151V150H17ZM20 151V152H21ZM52 151V152H51ZM61 151V152H60ZM154 151H155V153H154ZM190 151H191V149H190ZM257 151V152H256ZM8 154H7V153ZM19 152V153H20ZM112 152H114L115 154L114 155H118V157L117 158H119L120 160H122L121 162H119V164L117 163L118 161V159L115 157V156H112L113 155V153ZM250 152V153H251ZM262 152V153H261ZM36 153V154H35ZM163 153V152H162ZM189 153V152H188ZM192 153V152H191ZM260 153L263 155V157H262V155H260ZM6 154H7V158H6ZM20 154V155H21ZM144 156H143V155ZM198 154V155H197ZM3 155V156H2ZM153 155H152V157H153ZM175 156H176V154H174ZM250 155V156H249ZM255 155H256V158H255ZM260 155V156H259ZM44 157V159H43V157ZM188 156H189V154H188ZM187 156V157H188ZM247 157V159H250V160H252L251 158H253V160L252 161H249V160H247L246 161V158L245 157ZM9 157V158H8ZM42 157V158H41ZM166 157V158H165ZM249 157V158H248ZM3 158H5V160H3ZM116 158V159H115ZM195 158V159H194ZM199 158V159H198ZM255 158V159H254ZM65 159V160H64ZM113 159H115L116 160V162L113 160ZM143 159V160H142ZM10 160V161H9ZM44 160V161H43ZM105 160V161H104ZM145 160H147V162L148 163H146V161ZM156 160V161H157ZM259 160V165L261 166H259V168L261 169L262 168V173H258L259 171L257 170V169H255V168H258V165H257V161ZM264 160V159H263ZM8 161V162H7ZM141 161H142V163H141ZM249 161V162H248ZM9 162H11V164L9 163ZM17 162V163H16ZM41 162V163H40ZM47 162L49 163V164H47ZM102 162H104V164L102 163ZM204 162V163H203ZM251 162V163H250ZM21 163V164H20ZM42 163H43V165H42ZM120 163H121V165H122V167L120 166ZM145 163H146V168H147V170H148V172H151L152 171V173H154L155 174V176L157 177V175H159L157 178L155 177V179H153L154 178V174H151V173H147L148 175L149 174H151V175H149V176H151V177H149L147 174H146V172H147V170L145 169V168H143V167H145ZM159 163L161 164V167H159L158 165H159ZM202 163H203V168H202ZM246 163H247V167H246ZM14 164V165H13ZM100 164V165H99ZM147 164L149 165L148 167H149V169H148V167H147ZM156 164H158V165H156ZM166 164V168L164 167V166H162V165H165ZM192 166H191V165ZM253 164H255V165H253ZM8 165V166H7ZM19 165V166H18ZM104 166V167H102V166ZM152 165V164H151ZM197 166V167H193V166ZM198 165H199V167H200V165H201V168L202 169H200L199 167H198ZM254 167H253V166ZM120 166V167H119ZM124 166V167H123ZM141 166V167H140ZM143 166V167H142ZM184 166V165H183ZM207 166V167H206ZM208 166H209V168H211V169H209L208 168ZM252 166V167H251ZM256 166V167H255ZM19 167V168H18ZM21 167V168H20ZM40 167H41V169H40ZM156 167H157V169H159V170H164L165 169V171H163V172H166V173H168V172H170L171 173V175L172 176H169L170 178L172 177L173 178V180H169V184H166L165 186L166 187H168V188H166V187H164V188H162L161 186H160V184H164L163 182L161 183V182H159V181H161L163 178H164V180H166L165 182H167L168 181V179L167 178H169V177H166L165 176V174L166 173H163V175H162V172H160L159 170H156ZM162 167H163V169H162ZM187 167V168H186ZM5 168V167H4ZM125 170H124V169ZM182 169V170H180V169ZM184 168V167H183ZM197 168V169H196ZM208 169V170H205V169ZM248 168V169H247ZM251 168H252V172H250V170H251ZM12 169V170H13ZM20 169V170H19ZM33 169H34V171H33ZM144 169V170H143ZM192 169V170H191ZM199 169V170H198ZM255 169V170H254ZM24 171V172H22V171ZM28 170V171H27ZM42 170V171H41ZM122 170V171H121ZM142 170V171H141ZM153 170L155 171V172H153ZM175 170V171H174ZM177 170V171H176ZM180 171V173H179V171ZM203 170V171H202ZM236 170H237V168H236ZM249 170V171H248ZM21 171V172H20ZM145 171V172H144ZM158 172V174H157V172ZM174 171V173L172 174V172ZM258 171V172H257ZM124 172H126V174H124V175H122ZM175 172H176V174H175ZM179 173V175H178V173ZM250 174H249V173ZM255 172V173H254ZM19 173H20V176H19ZM21 173H23V174H21ZM25 173V174H24ZM28 173V174H27ZM45 174V177H44V175L43 174ZM170 173H168V174H170ZM200 173H202V174H200ZM0 174H2V172L0 173ZM34 174H36V175H34ZM244 174V175H243ZM247 174H249L248 176H247ZM254 174H255V176H254ZM31 177H30V176ZM34 175V176H33ZM174 175V176H173ZM176 175H178V177L176 176ZM183 175H181V176H183ZM193 175V174H192ZM191 175V176H192ZM250 175H252V176H250ZM258 175V176H257ZM23 176V177H22ZM162 176H164V177H162ZM168 176V175H167ZM188 178L190 177V176H188V175H186ZM195 176V174L193 175V177ZM242 176V177H241ZM44 177V178H43ZM63 177V178H62ZM162 177V178H161ZM186 177V178H187ZM24 178V179H23ZM28 178H30V179H28ZM39 178V179H38ZM62 178V179H61ZM64 178V179H65ZM152 178V179H151ZM161 178V180H158V179H160ZM166 178V179H165ZM190 178H192V177H190ZM212 178V177H211ZM242 178V179H241ZM260 178V179H259ZM27 179V180H26ZM46 179V180H45ZM61 179V180H60ZM192 179H197V178H192ZM213 179H214V177H213ZM239 179V180H238ZM252 179V180H251ZM33 180H30V181H33ZM40 180V181H39ZM43 180V181H42ZM124 180H125V185L126 186H124ZM156 180H158L157 182H155ZM193 181V180H191L192 181V183H190L189 185H190V187H192V186H195L196 184L198 185H200V183L199 182H201L202 181V183H203V180H205L204 178L200 181L199 180V178L196 180V181ZM199 180V181H198ZM215 180V179H214ZM243 180L244 181H247V180H249V181H247L249 184V186L247 185L246 186V183H244L243 182ZM20 181V183H22ZM122 181H123V183H122ZM209 181H211V182H209ZM240 181H242V182H240ZM34 182V181H33ZM32 182V183H33ZM43 182V183H42ZM160 183L159 185H157V186H160L161 187V189L164 191V192H162V191H160V187H158V188H156L155 187V185H156V183ZM195 182V185H193V183ZM197 182V183H196ZM205 182V181H204ZM215 182V181H214ZM255 182V184H253ZM31 183V182H30ZM50 183H51V185H53V186H51L50 185ZM121 183H122V185H121ZM155 183V184H154ZM168 183V182H167ZM209 183V184H208ZM23 184H22V186H23ZM130 185V187H129V185ZM171 184V185H172ZM239 184L240 185H242V188H241V186H239ZM251 184V185H250ZM261 184V185H260ZM35 185V184H34ZM48 185V186H47ZM188 185V186H189ZM192 185V186H191ZM196 185V186H197ZM203 185V184H202ZM214 185H216L215 183H214ZM253 185H254V187H253ZM45 186H47V187H45ZM121 186H124V188L125 189H123V187H121ZM204 186H205V183H204ZM204 186H202V187H204ZM238 188H237V187ZM244 186V187H243ZM44 187V188H43ZM190 187H187V189L188 188H190ZM199 186H197V188H198ZM202 187H200L201 189H202ZM217 186H215V188H216ZM229 187H230V185H229ZM246 187H248V189L246 188ZM251 187V189H250V191H249V188ZM254 189H253V188ZM40 188V189H41ZM47 188V189H46ZM56 188V187H55ZM127 188V189H126ZM131 188H133V191H132V189ZM170 188V189H169ZM194 188H196V187H194ZM193 188V190H195ZM196 188V189H197ZM199 188V189H200ZM241 188V189H240ZM58 192H60V190H61V186H59L58 188ZM56 189V190H57ZM60 189V190H59ZM128 189H129V191H128ZM131 189V190H130ZM156 189H158V191L156 190ZM190 189H192V188H190ZM197 190L198 192L200 191V190ZM203 189H205V187L203 188ZM202 189V190H203ZM205 189V190H206ZM234 189L236 190L235 192H234ZM216 190V189H215ZM243 190V191H242ZM251 190H252V192H253V195H252V193H251ZM50 191V190H49ZM123 191L124 192H126V191H128V192H126V193H123ZM135 191H137V192H135ZM206 191V192H207ZM248 191V192H247ZM129 192H130V194L131 195H129ZM154 192V193H153ZM158 193V194H156V193ZM169 192V191H168ZM209 192H208V194H209ZM216 192V191H215ZM214 192V193H215ZM218 192V191H217ZM236 192H239V193H237V194H234V193H236ZM246 192H247V194H246ZM256 192V193H255ZM46 193V192H45ZM46 193V194H47ZM137 194V196H136V194ZM140 193V194H139ZM162 193V194H161ZM247 195V196H245V194ZM250 193V194H249ZM45 194V196H47ZM60 194H62V191L60 192ZM123 194H124V196H126V200L124 199V196H123ZM133 194H134V196H133ZM161 194V195H160ZM206 194V195H205ZM221 194V193H220ZM231 194H232V196H233V198L235 199V202H234V199H232V196H231ZM234 194V195H233ZM141 195V196H140ZM165 195V196H164ZM168 195V196H167ZM236 195V196H235ZM132 196H133V198H132ZM225 196H227V197H229L228 199H227V201H225L226 200V198H225ZM128 197V198H127ZM135 197V198H134ZM138 197V199H142L140 202L142 203H144L143 204V206H142V204L140 203V202H138L137 204H140L139 206H141V207H143V209L142 208H140L139 210L140 211H136V208H137V206L135 205V204H133L134 202L136 203V201L138 200V199H136ZM143 197V198H142ZM154 197V198H153ZM157 197V198H156ZM205 197L207 198V199H210V203H211V205H207L206 203H207V199L205 200ZM231 197V198H230ZM236 197V198H235ZM241 197V198H240ZM247 197V198H246ZM163 198V199H162ZM170 198V197H169ZM169 198H168V200H169ZM202 198V201H203V204H200L201 202H198V200L199 199H201ZM216 198V199H215ZM222 198V199H221ZM225 198V199H224ZM133 199L135 200V201H133ZM143 199H144V201H143ZM159 200V201H155V200ZM232 199V200H231ZM237 199V200H236ZM242 199V200H241ZM132 200V201H131ZM205 200V201H204ZM217 200V201H216ZM73 202L74 203V206H73V208L71 209L70 207V209H68V211L66 210V204H67V202ZM123 201V202H122ZM139 201V200H138ZM160 201V202H161ZM163 201H165V200H163ZM166 201H167V199H166ZM201 201V200H200ZM244 201V202H243ZM68 202V203H69ZM154 202H156V203H154ZM159 202V203H160ZM219 202H221L222 204H221V206H224L225 208H226V210H227V212H223L222 210H223V207H222V210H221V206H218L220 203ZM227 202V203H226ZM132 203V204H131ZM154 203V204H153ZM200 205H203V206H200ZM208 203H209V200H208ZM209 203V204H210ZM217 203H219L217 206H218V208H217V206H215V204H217ZM223 203H225V204H223ZM232 203V204H231ZM240 203H241V206H240ZM169 204V203H168ZM204 204H206L205 206H204ZM229 206H228V205ZM234 204V205H233ZM136 206V208H135V206ZM169 205H171V203L169 204ZM196 205L198 206L199 205V207H197L196 208ZM69 206V205H68ZM71 206V205H70ZM134 206V209H135V211H134V209L133 208H131V207H133ZM172 206H174L173 204H172ZM206 206H208V207H206ZM214 208V207H216V209L215 210H217L218 209V212L217 211H215V213H216V215H212L213 214V212L210 214L209 213V209L210 208H212V207ZM233 206L234 207H236V208H233ZM146 207V206H145ZM206 207V208H205ZM232 207V208H231ZM171 208V207H170ZM200 208V209H201ZM224 208V209H225ZM228 208V209H227ZM207 209V211L206 212H208V213H205L204 211ZM220 209V210H219ZM230 209V210H229ZM66 210V211H65ZM138 210V209H137ZM226 210H224V211H226ZM232 210V211H231ZM235 210H237V211H235ZM196 211V212H195ZM212 211V210H211ZM210 211V212H211ZM229 211V212H228ZM234 211V212H233ZM65 212V213H64ZM130 212V213H129ZM132 212H134V213H132ZM204 212V213H203ZM132 213V214H131ZM214 213V214H215ZM224 213V214H223ZM233 213H235V215L233 214ZM221 214V215H220ZM128 215V216H129ZM105 216H108V217H105ZM113 216H118L117 218L119 219V217H123L124 219H116L115 217H113ZM127 216V217H128ZM135 216V215H134ZM134 216H132V217H134ZM193 216V217H194ZM198 216H200V217H198ZM235 216V217H234ZM69 217L67 218V219H69ZM88 217H90L89 218V220H88ZM132 217H128L129 219L130 218H132ZM189 217H191V219H192V215L190 216L189 215ZM234 217V218H233ZM110 219V220H112V222H113V219ZM233 220H235V221H231L232 219ZM71 219V220H72ZM90 219H91V222H90ZM94 219V220H93ZM95 219H97V220H95ZM129 219H126V220H124L125 222H127V221H129ZM139 219V218H138ZM138 219H137V221H138ZM140 219V220H141ZM230 219V220H229ZM88 220V221H87ZM133 220V218L131 219V221ZM140 220L137 222H135V223H137V224H135V225H132V224H134V221L132 222V224H128V222H127V224H128V226H127V224L124 222V223H122V221H120L119 223L121 224H118L117 222L116 223H114V224H118V226L120 225V227L122 228V230L124 229H126L127 230V232L126 231H124V233H125V238H126V240H127V237L129 236V233H128V231H129V229L131 228V227H135V226H140L141 224H142V222H140ZM198 219L197 220H195L194 222H198L199 221ZM213 220V221H212ZM223 220L224 221H226V223H224L223 222ZM70 221V220H69ZM74 221V220H73ZM86 221H87V223H86ZM93 221H95V222H93ZM98 221V222H97ZM189 221H190V219H189ZM228 221V222H227ZM70 222H72V221H70ZM108 222V221H107ZM107 222H105V223H103V224H106ZM111 222V221H110ZM112 222L110 223V225L111 226H113L112 228L114 229L115 228V226L112 224ZM190 222H192V220L190 221ZM229 222H232V223H229ZM233 222H235V224H237V226L233 223ZM88 223H91V224H88ZM93 223V224H92ZM96 223H98L97 225H96ZM193 223V222H192ZM198 223H201V222H198ZM197 223V224H198ZM223 223V224H222ZM242 225H241V224ZM86 224H87V226H86ZM109 224V222L106 224V225H108ZM124 224H126L125 226L128 228H126V227H122V226H124ZM195 224V223H194ZM225 224H226V226H225ZM228 224V225H227ZM240 224V225H239ZM72 225V224H71ZM70 225V226H71ZM90 225V226H89ZM92 225H96L95 227L94 226H92ZM106 225H105V227H106ZM110 225H108V226H110ZM189 225H191L190 226V228L191 227H195L193 224H189ZM193 225V226H192ZM196 225V224H195ZM200 225H197V226H199L200 227ZM231 225H235V226H231ZM239 225V226H238ZM243 225H245V226H243ZM89 226V227H88ZM104 225H102V227H103ZM129 226H131V227H129ZM210 226V227H209ZM240 226H241V228H240ZM243 226V227H242ZM71 227H73V226H71ZM222 227H225L224 229L222 228ZM234 227H236V228H234ZM99 228V227H98ZM97 228V229H98ZM101 228V227H100ZM99 228V229H100ZM116 228H117V226H116ZM114 229V230H112V232L113 231H117V229L119 228H117V229ZM192 228V229H193ZM218 228V229H217ZM230 228H231V230H230ZM234 228V229H233ZM242 228H244V229H242ZM83 229V228H82ZM106 228H104V230H103V228L101 229L102 231H104V232H106V233H108V231H106V230H108V228L105 230ZM111 229V228H110ZM196 229V228H195ZM193 229V234H194V232L198 229ZM199 229H201V228H199ZM198 229V230H199ZM203 229V228H202ZM201 229V231H203ZM119 230H121L120 228L118 229V231ZM196 231V232H201L200 230L199 231ZM209 230V231H208ZM213 230V229H212ZM211 230V231H212ZM219 230V231H218ZM233 230V234H231V231ZM236 230V231H235ZM245 230V231H244ZM115 231V232H116ZM214 231V230H213ZM223 231V232H222ZM224 231H226V232H224ZM227 231L231 234H228L227 233ZM248 232V234H247V232ZM109 232H110V230H109ZM220 232H222V235L220 236ZM106 233H104V234H106ZM117 233V232H116ZM116 233L114 234V236L116 235ZM119 233V235H120V232H118ZM117 233V234H118ZM226 233V234H225ZM237 233H238V235H239V238H238V236H237ZM241 233V234H240ZM112 234V233H111ZM110 233L109 234H107L108 236L109 235H111ZM121 238H124L123 236V233H122V231H121ZM127 234H128V236H127ZM192 234V235H193ZM235 234V236H234V238H237V240H239L240 241V245L239 246H241L243 249H242V251H240L239 253H238V248H237V246H238V244H237V240L236 239H232V240H230L231 242H235L236 243V247L233 245V247H232V243H230L229 242V240L228 239H230L229 238V236L230 237H232L233 235ZM224 235V236H223ZM227 235V236H226ZM246 235V236H245ZM107 236V237H108ZM214 236V237H215ZM241 236H243V237H241ZM105 237H106V235H105ZM110 237V236H109ZM107 238V239H111V237L110 238ZM221 237V238H220ZM245 237V239H244V241L243 240H241V239H243ZM224 238V239H223ZM228 238V239H227ZM246 238H247V244L245 243V240H246ZM212 239V240H213ZM225 239H226V242H225ZM248 239H249V241H248ZM252 241H251V240ZM125 240V239H124ZM197 240V245L200 243V246L198 247L197 245H196V241ZM219 240V242H220V245H222L221 243V241H223L225 244V247H224V245H223V247L222 246H220L218 243L219 242H217ZM235 240V241H234ZM202 241V242H201ZM242 241V242H241ZM124 242H126V241H124ZM192 242V241H191ZM190 242V243H191ZM228 242L230 243L229 245L230 246H226L227 244H228ZM252 242V243H251ZM202 243V244H201ZM245 243V244H244ZM249 243V244H248ZM211 244V243H210ZM234 244V243H233ZM251 244V245H250ZM253 244H254V246L255 247H252L253 246ZM216 245H218V246H216ZM188 246V247H187ZM220 246V247H219ZM247 246V247H246ZM195 247V248H194ZM222 247V248H221ZM135 248H138V249H136V250H138V251H140L139 249H140V247H136L135 246ZM191 248H194V251L191 249ZM205 248V249H206ZM214 248V249H213ZM218 248V249H217ZM224 248V249H223ZM225 248H227V249H225ZM229 248V249H228ZM236 248V250H234V249ZM257 248V249H256ZM260 248V249H259ZM189 249H191V250H189ZM212 249H213V251H212ZM230 249H233L232 251L234 252V254L235 253H237L236 255H239V256H237L236 257V255H230V254H232L233 252L232 251H230ZM240 250H241V248H239ZM252 251H251V250ZM254 249V250H253ZM261 249H263L262 251H261ZM198 250H200L201 252H202V254L200 253V251L198 252ZM220 250L221 251H223L224 252V254H223V256L221 255L223 252H220ZM228 252H227V251ZM238 250V251H237ZM260 251V252H257V251ZM226 251V252H225ZM237 251V252H236ZM255 253H254V252ZM189 252H192V253H189ZM221 253L220 254V256L221 257H223V258H230L229 260H227V259H221V257H219V253ZM230 252V253H229ZM232 252V253H231ZM193 253H196V254H193ZM226 253V254H225ZM229 253V254H228ZM248 253V254H249ZM260 253V254H259ZM215 254H216V252H215ZM245 254H247V253H245ZM256 254V255H255ZM178 255V254H177ZM181 255V254H180ZM179 255V257H177L176 255H175V257H176V259L177 260H175V262H179V263H181L182 261H184V263L183 264H186L185 262V260L186 259H189L190 258V255H187V257H184L185 255H183V256H180ZM191 255V256H192ZM200 255H202V256H200ZM228 255H230V256H228ZM252 255H253V257L254 258H252ZM261 255H263V256H261ZM189 256V257H188ZM192 256V257H193ZM206 256V257H207ZM227 256V257H226ZM234 258H233V257ZM257 256V257H256ZM259 256V257H258ZM174 257V258H175ZM193 257V258H194ZM199 257H201V258H199ZM235 257H236V259H235ZM256 257V258H255ZM179 258H181V259H179ZM185 258V260H183V259ZM233 258V259H232ZM248 258V259H247ZM217 261H216V260ZM253 259V260H252ZM254 259H256V260H254ZM260 259V260H259ZM178 260H182V261H178ZM193 260H195V259H193ZM206 260H207V258H205V260L204 261H202V262H204L203 264H210L211 263V261H209V259L207 260V261H209V263H207L206 262ZM236 260V261H235ZM249 260V261H248ZM189 261H192L191 259L190 260H188V262ZM216 261V262H215ZM226 261H228V263H226ZM245 261V260H244ZM243 261V264L245 263ZM254 261H257V262H255L254 263ZM261 261V262H260ZM112 263H114V262H112ZM111 263V264H112ZM155 263V262H154ZM179 263H177V264H179ZM181 263V264H182ZM193 263V262H192ZM191 262H190V264H192ZM188 264V263H187Z\"/></svg>",
	"mask_w": 264,
	"mask_h": 264
},
{
	"label": "built area",
	"instance_id": "2783aa9c",
	"mask_svg": "<svg viewBox=\"0 0 264 264\" xmlns=\"http://www.w3.org/2000/svg\"><path fill=\"white\" fill-rule=\"evenodd\" d=\"M119 100H124V96L123 95H116L115 93V90L113 89V101H114V104L117 108V113L118 112V103H119ZM123 122L124 120L121 119V117L118 115V129L122 130L123 129ZM136 122L135 119H129V120H126V125H131V124H134ZM79 147L81 149H83L84 151H86V153L89 155V156H94L96 153H97V145H94L90 140L88 139H83L80 144H79Z\"/></svg>",
	"mask_w": 264,
	"mask_h": 264
}]
</instances>
